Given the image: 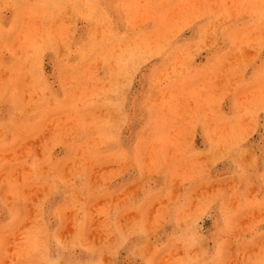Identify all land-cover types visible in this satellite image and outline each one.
Listing matches in <instances>:
<instances>
[{"label":"rangeland","instance_id":"obj_1","mask_svg":"<svg viewBox=\"0 0 264 264\" xmlns=\"http://www.w3.org/2000/svg\"><path fill=\"white\" fill-rule=\"evenodd\" d=\"M0 264H264V0H0Z\"/></svg>","mask_w":264,"mask_h":264}]
</instances>
